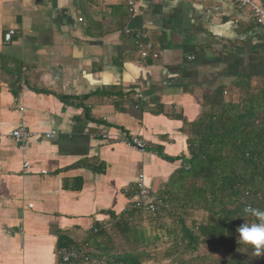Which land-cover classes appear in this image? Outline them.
<instances>
[{"label": "crops", "instance_id": "0c3cea01", "mask_svg": "<svg viewBox=\"0 0 264 264\" xmlns=\"http://www.w3.org/2000/svg\"><path fill=\"white\" fill-rule=\"evenodd\" d=\"M134 1L0 0V264L97 253L138 177L158 194L183 167L214 93L264 78V29L234 0ZM125 28L158 58L141 62ZM19 125L36 134L22 149L7 135Z\"/></svg>", "mask_w": 264, "mask_h": 264}, {"label": "trees", "instance_id": "16d2710c", "mask_svg": "<svg viewBox=\"0 0 264 264\" xmlns=\"http://www.w3.org/2000/svg\"><path fill=\"white\" fill-rule=\"evenodd\" d=\"M233 87L235 96L217 90L192 125L189 157L157 194L167 210L147 214L135 201L119 217L112 214L109 230L96 229L104 240L92 258L107 264H264V253L239 243L236 232L251 219L244 206L264 209V78H241ZM142 218L153 233L141 228Z\"/></svg>", "mask_w": 264, "mask_h": 264}, {"label": "built area", "instance_id": "2783aa9c", "mask_svg": "<svg viewBox=\"0 0 264 264\" xmlns=\"http://www.w3.org/2000/svg\"><path fill=\"white\" fill-rule=\"evenodd\" d=\"M128 6L130 14L136 12V5L134 0H125ZM236 7L240 10L247 12L249 20L257 27L264 28V7L258 6L254 0H234ZM13 30H9L4 36V42L8 43L11 40ZM124 34L131 36L137 46L139 52V59L145 63L148 60H156L158 53L154 50V45L149 40L148 34L139 30H131L130 28L124 29ZM23 80L20 81L22 86ZM22 110V108H20ZM8 137L14 140L19 149H22L23 144L30 138L35 137L36 134L26 129L24 126L19 125L15 129L11 130ZM59 133L57 131H49L43 133L41 136L44 139H56ZM123 144L126 147L133 148L140 152H144L146 147L144 143L136 138L125 139ZM27 167V163L23 164V168ZM136 203L144 213L161 214L168 208L163 198L151 191L144 183L142 175L138 177L136 183ZM58 260L61 264L70 263L82 260L85 264H107L105 262H99L96 259L90 257L85 252L77 253L73 250L61 249L56 252Z\"/></svg>", "mask_w": 264, "mask_h": 264}, {"label": "clouds", "instance_id": "9594fccd", "mask_svg": "<svg viewBox=\"0 0 264 264\" xmlns=\"http://www.w3.org/2000/svg\"><path fill=\"white\" fill-rule=\"evenodd\" d=\"M242 212L251 219L237 227L238 242L251 246L259 256L264 253V209L246 205Z\"/></svg>", "mask_w": 264, "mask_h": 264}, {"label": "rangeland", "instance_id": "374dc122", "mask_svg": "<svg viewBox=\"0 0 264 264\" xmlns=\"http://www.w3.org/2000/svg\"><path fill=\"white\" fill-rule=\"evenodd\" d=\"M145 220H146L145 218H142V220H141V228H143L146 233H153L154 230L151 229L152 228L151 224L148 221L146 222ZM163 241H165V240H163ZM162 246H164V245L162 244Z\"/></svg>", "mask_w": 264, "mask_h": 264}]
</instances>
